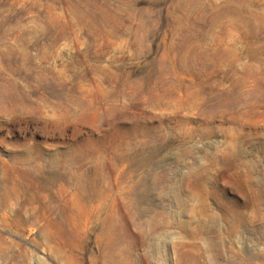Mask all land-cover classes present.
I'll use <instances>...</instances> for the list:
<instances>
[{
    "label": "rangeland",
    "instance_id": "374dc122",
    "mask_svg": "<svg viewBox=\"0 0 264 264\" xmlns=\"http://www.w3.org/2000/svg\"><path fill=\"white\" fill-rule=\"evenodd\" d=\"M105 260L264 264V0H0V264Z\"/></svg>",
    "mask_w": 264,
    "mask_h": 264
},
{
    "label": "bare ground",
    "instance_id": "6f19581e",
    "mask_svg": "<svg viewBox=\"0 0 264 264\" xmlns=\"http://www.w3.org/2000/svg\"><path fill=\"white\" fill-rule=\"evenodd\" d=\"M133 186L130 187L132 189ZM116 227L112 224L110 227V234L117 233ZM122 239L126 237L124 234L120 236ZM177 261H180V264H186V260H175V264ZM167 264H170L168 260H165ZM194 264H222V263H236V264H262V260H191ZM115 263L114 261L105 260V264H112Z\"/></svg>",
    "mask_w": 264,
    "mask_h": 264
}]
</instances>
